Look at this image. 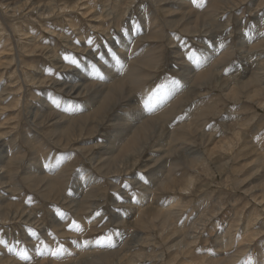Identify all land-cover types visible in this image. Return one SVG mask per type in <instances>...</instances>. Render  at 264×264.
Masks as SVG:
<instances>
[{"label":"rangeland","instance_id":"obj_1","mask_svg":"<svg viewBox=\"0 0 264 264\" xmlns=\"http://www.w3.org/2000/svg\"><path fill=\"white\" fill-rule=\"evenodd\" d=\"M0 1V95L5 97L0 102V139L7 143L6 154L0 152L6 157L0 164V201L17 218H0L1 264H264V65L253 70L248 64L256 66L254 58L264 54V0H210L208 4V0H195L193 6L199 8L204 22L193 24V31L186 29L181 10L171 0H36L39 8L49 10L52 5L56 10L43 15L37 9H25L16 16L14 9L34 0ZM80 3L86 5L78 7ZM215 3L218 8L213 12ZM16 26L21 28L19 33ZM130 35L134 39L128 56L132 57L120 75L125 85L117 90L125 94L116 93V101L108 103L109 113L105 109L96 113L101 102L94 110L82 112L81 105L90 99L93 88L87 86L79 98L53 85L54 80H67L69 73L94 69L101 62L106 65L103 57L116 53L120 41ZM171 35L174 44H169ZM253 35L259 39L241 49V40ZM51 47L66 69L54 65L56 59L48 53ZM177 48L179 54L174 52ZM215 48L217 55L210 58L209 67L200 70L202 81L196 79L199 82L190 83L149 115L167 130L180 128L186 133L183 126H191L199 133L197 142H176L175 151L145 164L150 155L160 153L155 148L160 134L155 133L148 142L139 143L138 150L112 161L124 173H113L112 165L105 166L104 172L97 170L92 157L114 134L113 118L134 109L135 101L143 107L144 99L159 87L183 78L186 64L181 57L193 68L201 65L205 49ZM33 66H39L36 70L45 75L41 79L46 83L33 80L37 72ZM114 82L107 83L110 91ZM179 86L177 81L171 90ZM121 95L126 98L123 105L118 103ZM43 100L61 113L83 115L61 131L50 121L53 111L35 118L36 108H49ZM204 135L211 139L203 141ZM118 153L119 149L114 154ZM39 162H44L50 176L40 181L32 176L30 181L28 166ZM85 170L99 177L93 186L87 187V178L81 174ZM158 170L155 185L148 178ZM161 180H168L173 190L160 187ZM189 181L190 189L180 190ZM150 184L154 186L149 194L144 189ZM146 192V206L140 208L139 195ZM174 200L180 204L169 214L165 227L162 211ZM23 213L31 215L20 219ZM56 220L61 225H54ZM172 243L177 246L171 248Z\"/></svg>","mask_w":264,"mask_h":264},{"label":"bare ground","instance_id":"obj_2","mask_svg":"<svg viewBox=\"0 0 264 264\" xmlns=\"http://www.w3.org/2000/svg\"><path fill=\"white\" fill-rule=\"evenodd\" d=\"M79 1V0H78ZM171 1H175L176 3V7L178 8V9H180L181 10V13H182V16H184V20L186 21V23L187 24H185L186 25V29L188 30V29H190V31H193V27H192V25L193 24H195V25H197V24H199V22H200V20H202L203 19V15H201V14H199V8H197V7H195V6H193V3H194V5H195V0H171ZM223 1H225V0H223ZM228 1V0H227ZM240 1V0H239ZM242 1H244V0H242ZM241 1V2H242ZM16 2H18V1H16ZM55 2H56V0H55ZM81 2H82V0H81ZM170 2V1H169ZM209 2H211L210 0H208V2H207V4L209 3ZM220 2V1H219ZM232 2H233V0H232ZM0 3H2L1 1H0ZM78 3V2H77ZM86 3V2H85ZM118 3V2H117ZM121 3V2H120ZM201 3V2H200ZM240 3V2H239ZM56 4V3H55ZM82 3H80V4H78L77 6L78 7H81V6H84V5H86V4H82ZM174 4V5H175ZM225 4V3H224ZM3 5H6V7L7 8H9L10 6H11V4L9 3H5V4H3ZM47 5H49V4H47ZM65 5V4H64ZM67 5V4H66ZM204 5H206V4H204ZM217 3H215V5H213L212 6V8H213V12L215 11V8H218L217 7ZM229 5H230V3H229ZM234 5V4H233ZM40 6V5H39ZM50 6V5H49ZM52 6V5H51ZM50 6V8H49V10H54L53 9V7H51ZM56 6V5H55ZM76 6V5H75ZM88 6V5H87ZM232 6V5H231ZM67 7H70V5L69 6H67ZM89 7V6H88ZM87 7V9H89ZM235 7V6H234ZM75 8L76 7H74L72 10H75ZM82 8H84V7H82ZM86 8V7H85ZM169 8V7H168ZM176 8V9H177ZM25 9H30L31 11H34L35 9H37L38 10V12H40V14H43V15H45V14H49L51 11H49L48 9H42V8H39L37 5H36V0H34V1H28L27 3H23L22 4V7L20 6L19 8H16V9H14V14L13 15H15L16 16V14H17V12L19 13V11L21 12V10H25ZM113 9V8H112ZM56 10V9H55ZM54 10V11H55ZM58 10V9H57ZM78 10V9H77ZM133 10V9H132ZM12 11V10H11ZM60 11V10H59ZM63 11H65V8H64V10ZM69 11V10H68ZM76 11V10H75ZM90 11H92V9L90 10ZM212 11H210V12H208V14L210 13L211 14V12ZM5 12V11H4ZM8 13V12H7ZM22 13V12H21ZM116 14H117V12H116ZM164 14V13H163ZM175 14V13H174ZM209 14V15H210ZM94 15V14H93ZM97 15V14H96ZM118 15V14H117ZM172 15V14H171ZM206 15V14H205ZM204 15V16H205ZM58 17V16H57ZM207 18V17H206ZM205 18V19H206ZM183 19V18H182ZM102 20V19H101ZM103 22V21H102ZM203 22H204V19H203ZM209 22V21H208ZM184 23V22H183ZM181 24H182V21H181ZM98 25V24H97ZM167 26H169V25H167ZM182 26V25H181ZM204 26V25H203ZM203 26H201V27H203ZM17 27V26H16ZM184 27V26H183ZM194 27H196V26H194ZM51 29V28H50ZM204 30V29H203ZM208 30V29H207ZM15 31V30H14ZM21 31V28L18 26L17 27V30H16V32L17 33H19ZM205 31V30H204ZM209 31V30H208ZM55 32V31H54ZM205 32H207V31H205ZM76 33V32H75ZM204 33V32H203ZM61 35V34H60ZM135 35V34H134ZM261 36V35H260ZM31 37V36H30ZM65 37V36H64ZM25 38V37H24ZM34 39V42H35V38L36 37H33ZM39 38V37H38ZM27 39V38H26ZM134 39V37L132 36V35H130V36H128L126 39H123V40H121L120 41V44H119V47H117L118 49L116 50V53H113V54H106L103 58H104V60L105 61H107V64L106 65H104V64H99V65H94L93 67H94V69L93 68H91V69H89V68H87L86 67V69L85 70H83L82 71V73L80 74V73H77V72H73V73H69V74H71L70 75V77L67 79V80H65V81H58V80H54V82H53V85L56 87V89H59L60 91H62V92H64L65 94H68V95H75L76 97H79V98H81L82 96H83V94H84V91H86L87 89V86L88 87H91V88H93V89H91L92 91L90 92V93H88L89 94V96H90V99H88L86 102H84L82 105H81V108H84L83 110H82V112L83 113H87V112H90V111H92V110H94V106L95 105H97L98 103H100L101 102V105H99L96 109H97V111H96V113L99 115V113H101L102 111H104V109L105 110H109V105H108V103L110 102H112L113 100L114 101H116V97H117V94L116 93H119V92H117V90L119 89H123V85H125V83H123L122 82V80H120V79H122L121 77H120V75H121V73L124 71V68L126 67V64H128L127 62H128V60L132 57V55H131V57L130 56H128V46H129V43L132 41ZM169 39V38H168ZM258 40L259 38L257 37V36H255V35H253V36H250V37H248V38H246L245 40L243 39V40H241V42H240V44H241V49H246L247 47L249 48L250 47V45H251V43L254 41V40ZM18 40V39H17ZM31 40V39H30ZM42 40V39H41ZM174 41H175V39H174V36L173 35H171V37H170V40H169V44H174ZM16 42V41H15ZM21 42V41H20ZM30 42V41H29ZM66 42V41H65ZM16 44V43H15ZM5 45V44H4ZM28 45V44H27ZM41 45V44H40ZM39 45V46H40ZM73 45V42L71 43V46ZM256 45V44H255ZM32 47V46H31ZM257 47H259V46H257ZM28 48V47H27ZM116 48V47H115ZM26 49V48H25ZM60 49V48H59ZM75 49V48H74ZM81 49V48H80ZM142 49V48H141ZM13 50V49H12ZM82 50H87L86 48L84 49H82ZM31 51V50H30ZM49 51L51 52V54H52V56L56 59V60H54V65H56L57 66V68L58 67H60L61 69H66V65H64V61L59 57V54H57V50L56 49H53L52 47H51V49L50 50H48V53H49ZM34 52H36V51H34ZM112 52V51H111ZM175 53H178L179 52V48H177V49H175V51H174ZM12 53H13V51H12ZM33 53V52H32ZM108 53V52H107ZM180 53V52H179ZM178 53V54H179ZM217 53V48H215V49H205L204 51H203V53H201L200 54V56H201V65H196L195 67H191L189 64H187L186 63V61L181 57V60H180V58H179V60L180 61H183V62H185V66H183L184 67V74H183V78H182V76L181 77H179V78H175V79H173L172 81H170V82H168V83H166L165 85H163V86H161V87H159L158 88V91L156 92V93H152V94H150L149 96H147L146 97V99H144V103H143V107H138L136 104H137V101H133L134 103V109H131L130 111H124V112H119V114L118 115H116L114 118H113V121H114V123L113 124H115V126H114V129L112 130V132L114 133L113 135H109V137L108 138H106L107 140H105V142H104V147H100V146H98V148H97V150L94 152V156L92 157V158H94V161L97 163V165H95V168L97 169V170H102L103 172L105 171L103 168L105 167V166H109L110 167V165H112L111 163H112V161H115L117 158H119V157H125V155L127 156V154H129V152L130 151H136V150H138V148H140L139 147V143H141V144H144V143H146V142H148L149 141V139H150V137L153 135V134H155V133H158V134H160V136H158V137H160V140H159V142H158V144H157V146H155V148L157 147L158 148V150L160 151V153L159 154H154L155 155V157H153L152 155H150L149 156V158H148V160L146 161V163L145 164H149V162H151V161H153L154 159H156L157 158V156L159 157V155L160 154H162V153H164V152H167L168 150H171V151H175L176 149H177V147L175 148V146L174 145H177V143L176 142H179V143H181V145H185V144H189V142L191 143V142H197V138H196V136H198V134L199 133H197L196 132V130H193L192 128H191V126H189L188 127V125L187 126H183L184 128H186V129H188L187 131H186V133H183L182 132V130L180 129V128H174L173 130L171 129H169V130H167L166 128H165V126H164V124L163 125H161L158 121H159V119H155L153 116H149L150 114H152V113H154V112H156V111H158V109H160V108H162V106H164V105H166L167 103H168V101H170L173 97H175L177 94H179L180 92H182V90L184 89V88H187L188 87V85L191 83V84H193L192 82H199L198 80H196V79H198V78H200L201 76H200V70L202 69V67H205L208 63H209V61H210V58L211 57H213V55L214 54H216ZM264 53V52H263ZM44 54V53H43ZM136 54V53H135ZM249 54V53H248ZM217 55V54H216ZM215 55V56H216ZM102 56V55H101ZM179 56V55H178ZM182 56V55H181ZM12 57V56H11ZM130 57V58H129ZM134 57V56H133ZM175 58H177V57H175ZM13 59V58H12ZM17 59V58H16ZM25 59V58H24ZM199 59V58H198ZM254 59H256L254 62V64H256V66L254 65L253 66V64H250V63H248L249 64V68L250 69H253V70H255V69H258V67H262V65H264V54H260V53H258L257 54V57L256 58H254ZM11 59H9V61H10ZM133 60V59H132ZM3 61V60H2ZM5 61V60H4ZM11 61H13V60H11ZM19 61V60H18ZM189 61V60H188ZM225 61V60H224ZM7 62V61H6ZM134 62V61H133ZM196 62V61H195ZM3 63V62H2ZM5 63V62H4ZM3 63V64H4ZM13 63V62H12ZM136 63V62H135ZM143 63H145L144 62V60H143ZM191 63V65H192V61L190 62ZM6 64V63H5ZM10 64V63H9ZM92 64V63H91ZM219 64V63H218ZM0 65H2V64H0ZM12 65V64H11ZM143 65V64H142ZM5 66V65H4ZM56 66H54V67H56ZM69 66V65H68ZM96 66H98L99 68H97ZM149 66V65H148ZM208 66V65H207ZM144 67H146V65H144ZM209 67V66H208ZM7 68V67H6ZM33 68H34V70L35 71H37V70H39V66H33ZM37 69V70H36ZM63 69V70H64ZM68 69V68H67ZM263 69V68H262ZM42 70V69H41ZM142 70V69H141ZM260 70V69H259ZM258 70V71H259ZM22 71V70H21ZM30 71V70H29ZM43 71V70H42ZM66 71H68V70H66ZM71 71V70H70ZM69 71V72H70ZM207 71V70H206ZM262 71V70H261ZM34 72V71H33ZM65 72V71H64ZM213 71L211 70V74H213L212 73ZM216 72V71H215ZM68 73V72H67ZM66 73V75H68ZM258 73V72H257ZM262 73V72H261ZM31 72L29 73V72H27V75H28V77H29V79H31L32 77H31ZM123 74V73H122ZM128 74V73H127ZM18 75V74H17ZM98 75H100L101 77V79L100 78H98V77H96V76H98ZM215 75V74H214ZM16 76V75H15ZM33 76V75H32ZM35 78L33 79V80H36V81H38V82H41V83H46V81H44V80H42L41 78H43L45 75L44 74H42L40 71H37L36 72V74H35ZM63 76H64V74H63ZM82 76V77H81ZM103 76V77H102ZM203 76H204V74H203ZM203 76H202V79H203ZM252 76V75H251ZM31 77V78H30ZM212 77V76H211ZM64 78H66L65 76H64ZM135 78V77H134ZM216 78V77H215ZM214 78V79H215ZM220 78V77H219ZM236 78H240V77H236ZM50 79V78H49ZM112 79L115 81L114 82V85H113V87L114 88H112V90L110 91V87L108 88L107 87V83H109L110 81H112ZM133 79V78H132ZM139 79V78H138ZM201 79V78H200ZM202 79L200 80V81H202ZM205 79V78H204ZM242 79V78H241ZM41 80V81H40ZM93 80H95V81H93ZM196 80V81H195ZM206 80V79H205ZM218 80V79H217ZM264 80V79H263ZM53 81V80H52ZM124 81V80H123ZM130 81V80H129ZM177 81H179L180 82V86L178 87V88H176V89H173V90H171L172 89V87H174L175 85H176V82ZM236 81H237V83L239 82L237 79H236ZM126 82V81H125ZM136 82V81H135ZM36 83V82H35ZM34 83V84H35ZM112 83V82H111ZM128 83V82H127ZM126 83V84H127ZM225 83V82H224ZM251 83V82H250ZM39 84V83H38ZM131 84V83H130ZM129 84V85H130ZM228 84V83H227ZM262 84V83H261ZM17 85V84H16ZM16 85H15V87H16ZM37 85V84H36ZM128 85V84H127ZM128 85V86H129ZM195 85H197V84H195ZM221 85V84H220ZM222 85H224V84H222ZM203 86V85H202ZM237 86V85H236ZM248 86V85H247ZM259 86V85H258ZM3 87V86H2ZM11 87H13V85L11 86ZM199 87V86H198ZM234 87V86H233ZM227 88V87H226ZM129 89H130V87H129ZM128 89V90H129ZM230 89V88H229ZM5 90H6V88H5ZM11 90V89H10ZM58 90V91H59ZM143 90H145L144 88H143ZM147 90V89H146ZM149 90V89H148ZM171 90V91H170ZM12 91V90H11ZM15 91V90H14ZM23 91V90H22ZM123 91V90H122ZM121 91V92H122ZM125 91V90H124ZM124 91L122 92V93H124ZM131 91V90H130ZM230 91V90H229ZM232 91H233V89H232ZM230 92V95L233 97V96H235V93L234 92ZM238 91V90H237ZM262 91H264V85H263V87H262ZM120 92V93H121ZM128 92V91H127ZM132 93H133V91H132ZM207 93V92H206ZM86 94V93H85ZM125 94V93H124ZM123 94V95H124ZM202 94V93H201ZM240 94V93H239ZM17 95H18V93H17ZM204 95V94H203ZM6 96V95H5ZM46 97V96H45ZM54 97V96H53ZM55 97H56V95H55ZM64 97V96H63ZM88 97V96H87ZM241 97V96H240ZM11 98V97H10ZM48 97H46L45 99H47ZM119 98V97H118ZM131 98H134V97H131ZM137 98V97H136ZM239 98V97H238ZM3 99V97L0 95V102L1 101H3L4 99H5V97H4V99ZM16 99V98H15ZM22 99V98H21ZM54 98H52V100H53ZM57 98H55V100H56ZM102 99L104 100V101H102ZM23 100V99H22ZM59 100V99H58ZM125 100H126V98H124V97H122V95H121V98L118 100V103H120V104H122V103H124L125 102ZM129 100V99H128ZM131 100V99H130ZM185 100V99H184ZM24 101V100H23ZM44 101V103H46L47 101H50L49 99L47 100V101H45V100H43ZM61 101H62V97H61ZM71 102H74V101H72V100H70ZM59 102V101H58ZM68 102V101H67ZM27 103V102H26ZM49 103L50 102H47V106L49 107V108H47V107H45V109L46 110H43V109H37L36 108V110H34L35 112H34V116H35V118H38V117H41V118H43L44 117V114L46 113V111L47 110H51V111H53V113H51V115H50V117H51V119H50V121H53L54 120V122L56 123L55 125L59 128V130H61L62 128L63 129H66V127H67V123L69 122V121H71V120H74V118L76 117V116H78V115H80L81 116V114L83 115V113L81 112L80 114L79 113H70V114H66V113H61V111H58L56 108H54V107H52L51 105H49ZM53 103H54V100H53ZM63 103H64V101H63ZM69 103V102H68ZM104 103V104H103ZM109 103V104H110ZM129 103H131L130 101H129ZM6 104V103H5ZM55 104V103H54ZM117 104V103H116ZM57 105V104H56ZM60 105H63L64 107H65V105H67V104H60ZM115 105V104H114ZM123 105V104H122ZM130 105V104H129ZM140 105V104H139ZM142 105V104H141ZM59 106V105H58ZM69 106H70V104H69ZM56 107V106H55ZM68 107V106H67ZM75 107V106H74ZM24 108V107H23ZM114 109H115V107H113ZM128 108V107H127ZM130 108V107H129ZM174 108V107H173ZM54 109V110H53ZM61 109V108H60ZM125 109V108H124ZM0 110H1V108H0ZM73 110V109H72ZM75 110H77V109H75ZM108 110H107V112H108ZM172 110V109H171ZM171 110L169 111V112H171ZM110 111V110H109ZM113 111V110H112ZM163 111H165V110H163ZM106 113V112H105ZM109 113V112H108ZM111 113V112H110ZM117 113V112H116ZM160 113V112H159ZM164 113V112H163ZM163 113L161 112V114L163 115ZM167 113H168V110H167ZM1 114V113H0ZM92 114V113H91ZM113 114H115V113H113ZM169 115H170V113H168ZM93 116V115H92ZM106 116V115H105ZM109 116V115H108ZM156 116H158V115H156ZM49 117V118H50ZM82 117V116H81ZM102 118H103V116H101ZM166 117V116H165ZM88 118V117H87ZM97 118V117H96ZM109 119V118H108ZM168 119V118H167ZM99 120V119H98ZM164 120V119H163ZM166 120V119H165ZM48 121V120H47ZM88 121V120H87ZM95 121V120H94ZM93 121V122H94ZM101 121V120H100ZM100 121H99V123H100ZM191 121V120H190ZM189 121V122H190ZM46 122V121H45ZM83 122V121H82ZM106 122V121H105ZM192 122V121H191ZM194 122V121H193ZM51 123V122H50ZM79 123L81 124V122L79 121ZM162 123V122H161ZM185 123V122H184ZM188 123V122H187ZM77 124V123H76ZM71 125V124H70ZM105 125V124H104ZM185 125V124H184ZM55 126V127H56ZM73 126V125H72ZM78 126V125H77ZM82 127H84L83 125H81ZM94 126H95V124H94ZM197 126V125H196ZM72 128V127H71ZM79 128V127H78ZM85 128V127H84ZM92 128V127H91ZM94 128V127H93ZM100 128V127H99ZM156 128V129H155ZM57 129V128H56ZM154 129V130H153ZM50 130V129H49ZM58 130V129H57ZM62 131V130H61ZM69 131H70V129H69ZM68 131V132H69ZM85 131V130H84ZM98 131V130H97ZM194 131V133H192ZM212 131V130H211ZM67 132V133H68ZM93 132H95V131H93ZM62 134H64L63 132H61ZM72 133V132H71ZM235 133V132H234ZM80 134V133H79ZM92 134V133H91ZM90 134V135H91ZM111 134V133H110ZM194 135L193 137L191 136V135ZM33 135V134H32ZM196 135V136H195ZM27 136V135H26ZM84 136V135H83ZM132 136V137H131ZM131 137V139H129ZM201 137V136H200ZM211 139V136H209V135H204V136H202V138H203V141H205L206 142V140L208 139ZM153 138V137H152ZM193 138H195V140L196 141H194L193 140ZM201 138V139H202ZM62 139V138H61ZM156 139V138H155ZM154 140V139H153ZM157 140V139H156ZM2 141V138L0 139V152H2V155H4V154H6L5 152H4V149L6 148V144H5V142L4 143H2L1 142ZM4 141V140H3ZM78 141H80V140H78ZM141 141V142H140ZM158 141V140H157ZM30 142V141H29ZM64 142V141H63ZM74 144V143H73ZM149 144V143H148ZM147 144V145H148ZM204 144V143H203ZM230 145V143L229 142H227V145ZM100 145V144H99ZM191 145V144H190ZM77 146V145H76ZM172 146H174V148H168V147H172ZM188 146V145H187ZM25 147V146H24ZM87 147V146H86ZM94 147V146H93ZM143 147V146H142ZM153 147V146H152ZM222 147H223V145H222ZM230 147H233V146H230ZM95 148V147H94ZM154 148V147H153ZM156 148V149H157ZM34 149V148H33ZM92 149V148H91ZM119 149V153H118V155L116 154H114L117 150ZM144 149V148H143ZM229 149V148H228ZM81 150V149H80ZM83 150V149H82ZM148 150V149H147ZM70 151V150H69ZM143 151V150H142ZM66 152H68V151H66ZM83 152V151H82ZM132 152H130V153H132ZM142 153V152H141ZM234 153V152H233ZM134 154V153H133ZM165 154V153H164ZM169 154H171V153H169ZM235 154V153H234ZM1 155V156H2ZM139 155H141V154H139ZM0 156V157H1ZM34 156V155H33ZM32 156V157H33ZM36 156V155H35ZM35 156L33 157V158H35ZM137 156V155H136ZM161 156V155H160ZM37 157H40V156H37ZM68 157V156H67ZM131 157V156H130ZM163 157V156H162ZM190 157V156H189ZM3 158V159H2ZM52 158V157H51ZM6 159V157H1L0 158V164L1 163H3V161ZM122 159V158H121ZM120 159V160H121ZM192 159L193 160H195L196 159V157L194 158V157H192ZM247 159V158H246ZM119 160V161H120ZM193 160H191L190 159V163H189V165L190 164H192L193 165V162H191V161H193ZM129 161H130V159H129ZM259 161V160H258ZM35 162V161H34ZM37 162V161H36ZM54 162V161H53ZM93 162V161H92ZM261 162V161H260ZM40 163V162H39ZM136 163V162H135ZM176 164L178 163V162H175ZM5 164V163H4ZM12 164V163H11ZM132 164V163H131ZM43 166H44V162H42V163H40L39 165H30V166H28V168H29V170H30V172H29V174H28V178L30 179V181L32 180L33 181V177L34 178H36V179H38L39 180V178L41 177L42 178V176H46V177H49V176H47V174L46 173H48V171L47 170H44L43 169ZM46 166V165H45ZM177 166V165H176ZM259 166V165H258ZM21 167V166H20ZM50 167V166H49ZM109 167H107V169H109ZM127 167H129V166H127ZM175 167V166H174ZM26 168V167H25ZM27 168V169H28ZM176 168V167H175ZM112 169H114L115 171L113 172V173H115V172H117V173H124L126 170H124V169H121V167H119V165H112ZM262 169V168H261ZM1 171V170H0ZM154 171V170H153ZM157 171V170H156ZM159 171V170H158ZM263 171V170H262ZM82 172H84V171H82ZM164 172V171H163ZM76 173V172H75ZM90 173V172H89ZM45 174V175H44ZM49 174V173H48ZM81 174H85V178H87L86 180H87V187H89V186H93V184L95 183V182H97V181H99L98 180V178L97 177H95L94 175H97V174H94V175H89L88 174V171H86L85 170V172L84 173H81ZM160 174H161V170L159 171V173H153V178H151V176L148 178V179H150V182H153V183H155V185L159 182V176H160ZM4 176V175H3ZM33 176V177H32ZM78 176H80V174L78 175ZM84 177V176H83ZM168 177H170V175H168ZM45 178V177H44ZM157 178V179H156ZM50 179V178H49ZM80 179V178H79ZM167 179V178H166ZM37 180V181H38ZM40 180H43V178L42 179H40ZM39 180V181H40ZM46 181V180H45ZM80 180H78V182H79ZM168 181V180H167ZM166 180H165V182L164 181H160V187L162 186V187H168V189H172V186H168V184H166V183H168ZM36 182V181H35ZM86 182V181H85ZM136 182H137V180H136ZM187 182V181H186ZM35 184V183H34ZM45 184V183H44ZM50 184H52V183H50ZM83 184V183H82ZM139 184V183H138ZM183 184V183H182ZM191 184H192V182L191 181H189L185 186H182V185H180V190H188V189H190V186H191ZM264 184V183H263ZM43 185V184H42ZM48 187H51V186H49V185H47ZM81 186V185H80ZM153 186L154 185H152V184H150V185H148V186H146V188L144 189V190H146L147 192L149 191L150 192V190L153 188ZM44 187H46V186H44ZM86 187V188H87ZM39 188V187H38ZM43 188V187H42ZM45 189V188H44ZM264 189V188H263ZM50 190V189H49ZM49 190H47V191H49ZM173 190V189H172ZM44 191V190H43ZM45 191H46V189H45ZM44 191V192H45ZM46 191V192H47ZM83 192V191H82ZM144 193L143 195H139V200H140V202H141V204H140V208H142L144 205H145V202H146V197H147V195H149L148 193ZM49 193H50V191H49ZM48 193V194H49ZM55 194V193H54ZM46 196H47V194H46ZM4 198V197H3ZM148 198V197H147ZM263 198V197H262ZM263 200H264V198H263ZM8 201V200H7ZM89 201V200H88ZM70 202V201H69ZM118 204V203H117ZM173 204L175 205L174 207H173ZM180 203H178L176 200H174V201H172V203L170 204V206L169 207H167L165 210H163L162 211V213L164 214V217H165V219H164V217H163V219H164V221H163V224H165L164 226L166 227L167 225H166V223L167 222H169V214L170 213H172V212H175V211H172V210H174L175 209V207H176V205L178 206ZM11 206V205H10ZM146 206V205H145ZM76 207H77V205H76ZM13 208V207H12ZM78 208V207H77ZM140 208H138V209H140ZM24 210H25V208H24ZM33 210V209H32ZM78 210V209H77ZM147 210V209H146ZM12 213H13V211H11V210H8V209H5L4 207H3V201H0V218H1V220L2 219H16L17 220V218L16 217H13L12 216ZM29 215H31L30 213H28V214H25V213H23L22 214V216H20V215H18L19 217H20V219H26V217H29ZM9 216H10V218H9ZM161 216V215H160ZM5 217H7V218H5ZM18 217V218H19ZM121 219H123L122 217H121ZM171 219V218H170ZM28 220V219H27ZM152 223V222H151ZM55 224H57V225H61L60 224V221H55V223H54V225ZM169 226V225H168ZM46 234V233H45ZM178 234V233H177ZM47 236H48V234H47ZM31 237V236H30ZM32 238V237H31ZM48 240V239H47ZM30 241V240H29ZM147 241V240H146ZM218 242H219V244L221 245L222 243V241H219V240H217ZM174 243H172V244H170L171 246V248H174V247H176L177 246V244L176 245H173ZM181 244V243H180ZM183 244V243H182ZM227 245H228V242H227ZM181 246V245H180ZM177 249V248H176ZM242 249V248H241ZM180 250V252L181 253H183L182 251L184 250V248H183V246L179 249ZM67 251V250H66ZM80 253V252H79ZM178 253V252H177ZM187 253H191V251L190 250H188L187 251ZM237 257V256H236ZM233 259V258H232ZM225 260V259H224ZM0 264H1V261H0ZM9 264V263H8ZM18 264V263H17ZM47 264V263H46ZM49 264V263H48ZM201 264H206V261H203V262H201ZM222 264H224V262L222 263Z\"/></svg>","mask_w":264,"mask_h":264},{"label":"snow or ice","instance_id":"obj_3","mask_svg":"<svg viewBox=\"0 0 264 264\" xmlns=\"http://www.w3.org/2000/svg\"><path fill=\"white\" fill-rule=\"evenodd\" d=\"M26 258V257H25Z\"/></svg>","mask_w":264,"mask_h":264}]
</instances>
